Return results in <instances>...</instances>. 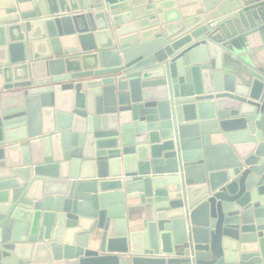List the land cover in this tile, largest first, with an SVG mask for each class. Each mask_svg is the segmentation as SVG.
<instances>
[{
	"label": "water",
	"instance_id": "95a60500",
	"mask_svg": "<svg viewBox=\"0 0 264 264\" xmlns=\"http://www.w3.org/2000/svg\"><path fill=\"white\" fill-rule=\"evenodd\" d=\"M0 264H264V0H0Z\"/></svg>",
	"mask_w": 264,
	"mask_h": 264
},
{
	"label": "crops",
	"instance_id": "0c3cea01",
	"mask_svg": "<svg viewBox=\"0 0 264 264\" xmlns=\"http://www.w3.org/2000/svg\"><path fill=\"white\" fill-rule=\"evenodd\" d=\"M94 42L97 44V41L94 39ZM77 46L78 47H81V44H80V42H77Z\"/></svg>",
	"mask_w": 264,
	"mask_h": 264
}]
</instances>
